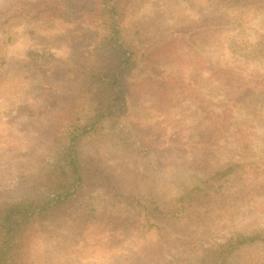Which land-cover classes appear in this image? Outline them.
Here are the masks:
<instances>
[{"label":"rangeland","instance_id":"374dc122","mask_svg":"<svg viewBox=\"0 0 264 264\" xmlns=\"http://www.w3.org/2000/svg\"><path fill=\"white\" fill-rule=\"evenodd\" d=\"M102 1L0 0V20L18 22L0 63V203L57 162L61 119L79 114L82 126L96 116L97 100L71 68L111 63L103 37L80 23L101 22ZM121 5L126 45L138 54L127 68V113L77 145L95 209L86 220L31 226L28 264H198L207 244L245 229L264 235V0ZM47 15L52 27L28 31ZM119 191L144 207L178 198L185 209L145 225ZM248 255L264 260L261 244L231 264Z\"/></svg>","mask_w":264,"mask_h":264},{"label":"trees","instance_id":"16d2710c","mask_svg":"<svg viewBox=\"0 0 264 264\" xmlns=\"http://www.w3.org/2000/svg\"><path fill=\"white\" fill-rule=\"evenodd\" d=\"M58 1L62 8L69 2V0ZM98 6L102 7L99 11L101 15L96 17L101 22L96 24V22L88 20L80 23L89 31L90 35L98 32L103 37L102 46L111 63L109 66L99 62L95 66L89 64L82 66L73 63L74 66L71 68L73 73L83 75L80 79L83 86L86 87L88 96L92 97V101L97 100L96 116H93L89 123H84L82 126L77 125V121L83 118L79 114H68L66 118L61 119L63 126L65 123L68 126L63 128L61 133L64 134L65 143L62 146L63 153L57 162L52 163L47 172H43L36 178V181L30 183L26 192L10 201L0 203V264H28L31 226L43 224L50 218L68 219L73 215H78L77 217L86 220L91 212V210L86 211L87 207L95 209V204L91 205L85 200L87 199L85 193L86 174L77 152V145L80 139L95 130L103 121L116 122L121 115L127 113L128 107L125 98L128 88L127 68L133 66L138 57L137 51L128 46L130 41L125 37V29L122 27L126 7L121 5V0H103ZM60 15H64V13ZM51 19L48 15L38 18L36 21L40 24H36V22L33 24L37 25V28L34 29L30 26L28 31L34 33L39 28L52 27ZM17 23L15 15L3 16L0 20V63L4 62L2 45L14 42L18 31L13 28ZM99 48L101 49V46ZM34 53L30 52L29 54L33 55ZM66 71L68 72V69ZM94 86L96 90L93 92ZM116 194L124 196L125 199L131 198L126 201V204L139 207L138 215L141 223L145 225L151 223L150 219L156 213L165 212L168 216L180 215L185 209L183 205L177 208L174 205L179 202L178 198L171 201L174 204L156 198L144 207L141 204V199L134 198L131 191L126 194L119 191ZM191 198L186 196L185 201L187 202ZM144 209L146 210L144 211ZM258 242L264 250V235L255 234V231L247 229L235 232L226 236L223 241L207 244L203 249L207 257L199 259L198 264H231L234 259L238 260L236 254ZM239 264H264V260L259 261L248 255Z\"/></svg>","mask_w":264,"mask_h":264}]
</instances>
